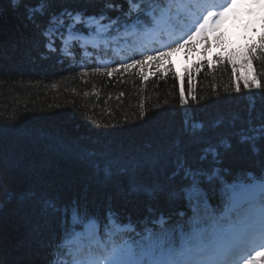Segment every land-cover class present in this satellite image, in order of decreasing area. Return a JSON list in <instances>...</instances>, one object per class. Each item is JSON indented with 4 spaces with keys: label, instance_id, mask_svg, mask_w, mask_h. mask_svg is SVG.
<instances>
[{
    "label": "trees",
    "instance_id": "16d2710c",
    "mask_svg": "<svg viewBox=\"0 0 264 264\" xmlns=\"http://www.w3.org/2000/svg\"><path fill=\"white\" fill-rule=\"evenodd\" d=\"M90 2L51 0L49 12ZM37 21L0 0V264H52L51 241L72 225L74 210L144 220L149 210L179 206L202 215L224 191L264 172L259 46L248 52L250 68L203 59L182 79L171 58L180 48L127 70L120 65L134 59L65 70L41 45L49 16ZM177 155L199 170L194 179L178 169ZM156 184L162 190L141 189Z\"/></svg>",
    "mask_w": 264,
    "mask_h": 264
},
{
    "label": "snow or ice",
    "instance_id": "6c2138e0",
    "mask_svg": "<svg viewBox=\"0 0 264 264\" xmlns=\"http://www.w3.org/2000/svg\"><path fill=\"white\" fill-rule=\"evenodd\" d=\"M10 2L15 9L23 8L26 13V18L36 27H39L37 16L47 14L49 16V24L42 31V35L47 40L45 47L50 52H56L59 49L67 55H71L72 53L66 52V49L73 46L83 49L85 47V41L96 37H104L113 31L119 32L122 28L126 30L129 27L151 26L156 19L155 13L157 6H164L166 4V0H104L107 11H103L99 15H90L84 10L70 8H64L59 12H49L51 0H37L35 5H30L28 0H10ZM125 4L127 5L126 9L124 7ZM238 6H242V0H227V2L219 5L215 0H206L203 7L207 14L197 20L198 27L192 29V34L188 36L186 41L183 43L178 42L176 48L184 47L186 43H191V41L198 37L207 42V33L217 30L224 22L227 14ZM257 7L260 10L259 12L256 11ZM214 8H218V10L213 11ZM246 10L249 15L258 16L261 23L264 24V0H249V3L246 5ZM109 12H114L118 15L110 16L108 14ZM141 13L146 19L141 18ZM213 17H216L214 21ZM252 23L254 21L250 20L245 27L250 26ZM208 46L211 47V44L209 43ZM259 47L261 51H264V35L261 36ZM172 50L176 49L174 48ZM255 54L256 46H253L251 55L255 56ZM160 55L167 56L168 52L162 51ZM145 59L159 60V56H147L144 59H134L132 63L120 65V67H123L125 70L128 68H136L143 65ZM251 62V60H247L245 63L250 64ZM233 67L235 68V64H233ZM96 70L99 71L100 69L97 68ZM117 71H119V67H113L108 72V75L111 76ZM144 78L147 79V77ZM251 84H255L256 88L261 87L259 81L255 78L252 79ZM249 86L250 82L245 77V87ZM236 90L240 91L239 83L236 85ZM181 95L183 96V89H181ZM248 131L256 133L258 129L249 128ZM259 131L264 133V125L260 126ZM240 138L242 141H255L256 139L254 135L247 134H242ZM193 142L197 141L194 140ZM204 151H213V149L209 147L204 149ZM180 159V156L177 155L178 169L183 171L186 177L191 176L194 179L199 174V170H193L190 166H186L185 163L180 162ZM108 168L109 165L106 164L104 169L105 173L110 175ZM175 174L174 172L173 175ZM259 181L260 188L264 189V176H261ZM141 189L155 192L162 190V186L156 184L150 190L141 186ZM187 191L191 195V192L195 191V186L193 185V188ZM49 204L54 207V205H51V202ZM251 219L259 223L261 226V234L264 235V208H261L257 216ZM71 223L72 225L83 224L84 226V231L79 233L73 228L70 234L65 236V243L60 245V247L69 248V254L73 256L72 264H224V261L227 260L226 253L223 250V243L212 239H205L200 231L182 234L178 244L170 240L165 233L153 237L149 231L138 248H129L126 245L123 247H109L104 245L103 248L96 251V245L91 243V241H94V238L98 234L99 225L97 218L89 215L87 212L81 215L78 210H74L71 216ZM160 223H163V218H161ZM104 227L106 231L109 228L114 231L120 230V225L116 223L110 210L107 214ZM108 235L111 236L112 232L108 231ZM85 239L89 240L90 243L85 245L83 243ZM72 244H79V247L73 251ZM85 247L88 248V251L82 257L79 256L78 253L83 252ZM57 264H61V262L58 260ZM228 264H234V262L228 260Z\"/></svg>",
    "mask_w": 264,
    "mask_h": 264
},
{
    "label": "rangeland",
    "instance_id": "374dc122",
    "mask_svg": "<svg viewBox=\"0 0 264 264\" xmlns=\"http://www.w3.org/2000/svg\"><path fill=\"white\" fill-rule=\"evenodd\" d=\"M249 3V0H242V6L234 9L232 12H229L226 16V18L224 19V22L221 24V26L228 20V19H231L233 17V15L238 11V17L243 20L244 18H247V16H249V13L247 12L246 10V5ZM259 10V8H258ZM232 24V23H231ZM220 26V27H221ZM233 28L234 27V24H232ZM103 39H107V36H104L102 37ZM244 49V48H243ZM247 49V48H246ZM245 50V49H244ZM235 59L237 58L236 56H233ZM188 59H185L184 61L182 59H179L178 62L176 63L177 67H176V70L178 71L179 69L183 70L185 67L187 68L188 66L190 67V64H184V62H187ZM2 135V134H1ZM10 137L11 135L8 134ZM12 138V137H11ZM20 139H22V137H18ZM43 169V168H42ZM40 169V170H42ZM23 171H27L25 167L22 168ZM29 170V169H28ZM245 253V252H244ZM257 264H264V260H262L261 262L257 263Z\"/></svg>",
    "mask_w": 264,
    "mask_h": 264
}]
</instances>
